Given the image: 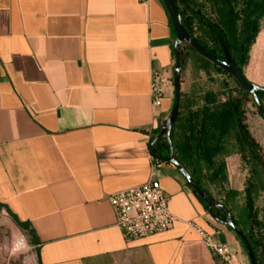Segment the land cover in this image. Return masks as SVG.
<instances>
[{
  "label": "crops",
  "instance_id": "crops-1",
  "mask_svg": "<svg viewBox=\"0 0 264 264\" xmlns=\"http://www.w3.org/2000/svg\"><path fill=\"white\" fill-rule=\"evenodd\" d=\"M161 0H0V205L29 226L36 264H220L197 228L250 264L184 176L160 159L172 228L137 240L117 226L110 194L150 180L153 135L175 89L152 107V79L173 78L176 35ZM246 79L264 88V29ZM247 123L264 151V119ZM242 191L241 158H227Z\"/></svg>",
  "mask_w": 264,
  "mask_h": 264
},
{
  "label": "trees",
  "instance_id": "trees-1",
  "mask_svg": "<svg viewBox=\"0 0 264 264\" xmlns=\"http://www.w3.org/2000/svg\"><path fill=\"white\" fill-rule=\"evenodd\" d=\"M176 1L188 30L196 40L218 58L234 62L245 77L249 53L264 18V0ZM191 53L197 57L200 70L210 75L212 68L219 74L227 75L234 81L235 88L229 89L225 98L211 90L203 92L199 98L181 92L178 118L171 131V144L165 134L150 151L154 157L167 161L172 148L174 158L187 169L199 188L207 192L212 201L223 206L210 211L198 197L205 208L223 225L226 224L228 211L234 225L249 241L257 263L264 264V207L258 206V200L261 195L264 196V151L250 132L246 117L247 105L252 102L259 113L257 105L232 76L188 45L181 47L183 69ZM258 98L264 109V92H259ZM152 141L153 138L150 145ZM233 155L240 156L242 170L249 173L242 191L230 188L226 160ZM212 186L223 191L222 199L215 198ZM11 217L20 229L29 234L34 245L32 229ZM238 240L248 256L242 240L239 237Z\"/></svg>",
  "mask_w": 264,
  "mask_h": 264
},
{
  "label": "built area",
  "instance_id": "built-area-1",
  "mask_svg": "<svg viewBox=\"0 0 264 264\" xmlns=\"http://www.w3.org/2000/svg\"><path fill=\"white\" fill-rule=\"evenodd\" d=\"M170 78L165 72L155 73L152 79V107L160 108L165 85ZM150 180L142 185L121 190L107 197L114 208L117 226L128 240L149 238L172 228L177 218L172 214L169 197L162 188L158 173L160 159L153 156ZM205 245L219 259L220 264H238L228 244L221 243L197 228Z\"/></svg>",
  "mask_w": 264,
  "mask_h": 264
},
{
  "label": "water",
  "instance_id": "water-1",
  "mask_svg": "<svg viewBox=\"0 0 264 264\" xmlns=\"http://www.w3.org/2000/svg\"><path fill=\"white\" fill-rule=\"evenodd\" d=\"M166 10L171 18L173 28L176 35V41L174 44L173 52L175 56V68H174V89H175V104L174 108L168 118V120L165 122V124L162 126L160 131L153 135V141L150 145V148H152L155 144L158 143V141L166 134L167 138L169 139V143L171 144V131L173 127L176 124L178 114H179V106H180V100H181V74L183 70L182 65V58H181V47L184 45L190 46L196 53L204 57L205 59L211 61L213 64H215L217 67L224 70L226 73H228L230 76H232L240 85L241 89L249 93L255 101V104L257 105L258 111L261 115V117L264 119V109L263 106L258 98L259 92H264V88H261L251 82H249L239 71L237 68V65L234 62H230L224 59L218 58L215 54L210 52L207 48H205L196 38L191 34V32L188 30L178 8H177V1L176 0H163ZM167 162L174 165L178 171L184 176L187 183L191 186V188L195 191L197 196L208 206L210 211H212L214 208H222L223 206L219 203H216L212 201L211 197L207 194V192L201 190L197 183L193 180V178L188 173L187 169L174 158V152L171 148L169 156L166 158ZM226 226L231 228L235 234L242 240L243 244L246 247L248 258L250 261V264H258L256 256L254 254V251L249 243V241L246 239L244 233L242 230L237 228L231 218L230 213L227 211V221Z\"/></svg>",
  "mask_w": 264,
  "mask_h": 264
},
{
  "label": "rangeland",
  "instance_id": "rangeland-1",
  "mask_svg": "<svg viewBox=\"0 0 264 264\" xmlns=\"http://www.w3.org/2000/svg\"><path fill=\"white\" fill-rule=\"evenodd\" d=\"M263 29L264 18L261 21L260 31ZM191 55L186 68L182 70L181 92L199 98L203 92L211 90L219 92L222 94V98H225L229 89L235 88L234 81L227 75L219 74L212 68L210 69V75L200 70L197 57L193 53ZM173 80L174 75L170 79V84L174 86ZM249 106L253 108L256 115H259L252 102L249 103ZM249 108L247 105L246 114ZM239 170H241V172H238V174H241L240 179L245 182L249 173L243 171L241 167H239ZM211 189L215 198L222 199L223 191L219 187L212 186ZM258 206L260 208L264 207L263 195L258 200ZM35 256V248L29 234L20 229L10 214L0 205V264H36Z\"/></svg>",
  "mask_w": 264,
  "mask_h": 264
}]
</instances>
